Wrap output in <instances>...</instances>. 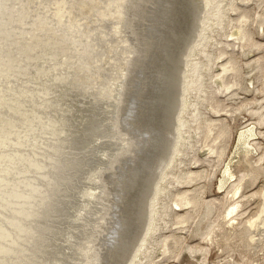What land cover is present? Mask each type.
Here are the masks:
<instances>
[{
    "label": "rangeland",
    "instance_id": "rangeland-1",
    "mask_svg": "<svg viewBox=\"0 0 264 264\" xmlns=\"http://www.w3.org/2000/svg\"><path fill=\"white\" fill-rule=\"evenodd\" d=\"M9 1L11 3L6 10L18 16L19 22L36 21L37 23L43 24L51 18L50 24L52 23V27L61 26L60 31H65L66 33L71 32L72 34L75 33V35L77 34L79 36L82 35L86 27L89 28V17H91L92 21L100 23L101 20L96 18V15L101 14L100 10H123V6H130V9L128 7L126 11V14L128 12V18L126 19L128 29L126 27V32L129 33V35L132 34V40L134 38L132 50H137V54L135 56L136 58H134L130 64L129 78L126 83L127 86L126 89L123 90V97L121 98L122 103L119 106L120 110L118 109L119 118L117 126L120 132H123L127 137L131 138L133 145L135 143L138 144L139 138L142 139L143 136H147L144 142V144H146L140 153H138L140 156H138L137 161L141 163L148 159L147 161L150 163L152 162V166L155 167L162 157V152L165 149L164 146H166L165 140L169 135L168 130L170 125L168 121L173 113L175 97L173 90L175 89L174 87L177 82L176 77L179 71L178 62L181 60L180 51L186 47L187 40L192 36L190 25H192L193 20L191 21V19L192 17L194 19L196 15L193 11L191 12V10H197L196 5L191 4L189 0ZM231 1L234 2L232 3ZM231 1H224L226 6H224L225 10H223V12L225 14H222V16L224 15L223 17L219 14L225 19L217 18V13H214L216 15L212 14L213 16H211L210 21L208 20L209 24H206L209 28L205 25V30L203 31L204 36L201 38V41L198 37L199 39L197 40L199 42L197 41L196 43V41H193L194 43H191L193 49L191 56L190 52H188V56L190 57L189 60L192 62H195L197 59L196 61L207 63L209 58L211 59V55H215L211 60L212 72L208 71L205 67V70H207L210 75H215L220 72L221 64L229 59L234 60L236 65L238 64L236 68L239 69H234L235 71L231 70L232 73L231 71L227 73L228 75L224 82L221 81L220 78H215L214 76V78L212 76L209 77V73L205 71L204 87H207L205 94L203 91L201 92L197 85H192L188 88L186 92L187 105L181 113L184 125H181L183 128L180 127L182 137L180 138L179 150H176L173 163L166 169V174H168L167 177L169 179L165 177L161 180V188L157 198L154 199V207L156 209L155 216L157 217L154 216L153 228L148 233L144 243L139 247L136 256L132 260L133 263L131 262L132 264H264V0H248L249 4L248 1L245 2V0ZM244 3L248 5H244ZM236 5H239L241 8L239 6L238 8ZM117 6H119L118 9H116ZM237 8L240 10L238 11ZM241 10L244 12L241 16L248 14V19L250 18L245 21L244 26L247 24L246 28L250 33L251 40L245 39L244 42L241 39L237 40L235 37L239 29L238 25H240L238 17L241 18V16H239ZM23 13L27 15L30 14L31 16L25 17ZM46 13H48V17H44ZM233 17H235L236 21ZM3 18L5 20V16H3ZM172 18L175 19L173 20ZM55 20L57 23L59 22V25L53 23L56 22ZM218 20L225 22H218ZM117 23L115 25L118 28V34L113 35L112 44L120 42V37L128 35L126 32H124L126 33L124 35L123 28L121 29L123 25L122 22ZM92 24L91 27L94 26ZM22 25L17 26L7 21L8 27L0 26V29H4L6 33V35L0 34V66H3L2 69L9 75H15L21 73L26 67H32L31 60L41 74L42 67L44 69L47 68L48 71L45 77L41 78L39 83H35L36 86L34 82H29L25 79H15L13 85L5 81L3 87L6 92L4 93L3 99L0 100V109L9 106L10 103L8 101L11 96L19 94V90H23L24 86L28 85L30 89L28 90L30 93L33 92L35 101L33 100L31 102L30 99L22 97L16 99V96H14V102H12L13 108L23 110V119L21 120L22 126L20 128L24 129V127H26V129H28L31 128L29 126L31 121H34L36 118H40L44 121L43 114L53 109L51 105H58V103H60L62 95L59 92L60 89L51 86L56 83L54 80L56 76H58V72L53 73L54 69L53 71L51 69L59 64L62 67L68 66L60 63V52L54 54L52 51H48V56L46 58V54L43 53L42 49L38 48L34 50L27 45L23 47L24 49L19 50L20 52H16L17 56L26 58L27 61H23L12 54L4 52L2 43H4V39L8 36L9 30L13 34H19L15 31H21L22 33L32 31L30 27H24ZM111 25L113 27L115 26L112 19L105 18L102 24L97 26L99 28L101 27L100 29L96 28V25L94 28L90 27L88 29V37L92 38V43L97 40L94 45L101 48L100 53L103 52L105 47L112 45L103 37H99L97 35L98 31H108L111 29ZM219 25H221L220 28L218 27ZM66 27L68 29H66ZM223 27L225 28L223 29ZM46 28H48V25H46ZM46 28L35 31L36 35H40L42 40L54 37V35L60 37L53 29L48 30ZM144 28H147L150 34L152 32V42H149L146 37H142V30H144ZM91 29L93 30L90 31ZM229 32L231 33L229 34ZM144 39H146V43ZM37 41V39H34L31 43H37ZM59 41L62 42V40ZM73 42L74 41H72V43ZM202 42H205L204 45ZM68 43L69 42L64 39V45L58 44H60L62 48H67ZM240 43L243 44L241 45ZM73 44L76 45V42ZM191 45L188 47V50L191 49ZM198 45L200 48L202 46V48L198 49ZM221 48L222 50H220ZM223 48L225 51L227 50L225 53H228V55L226 54L225 57L219 59L221 56L225 55ZM204 51L210 54V56H207V54L205 55ZM115 53L116 50H114L111 56L107 55L109 61L106 62L105 67L104 64H102L103 66L99 71L106 72V68L112 64V58L117 57L114 56ZM219 53L221 55H219ZM73 56L69 60L71 63H78L77 67H75L77 73L88 74V67L91 65H88L87 60L80 62V60H78L80 57L77 52H74ZM107 56H105V58ZM75 69L71 72L74 75ZM15 71H18V73ZM109 74L110 73L106 72L103 78L106 79L109 76L117 77L120 75V72H115V75ZM191 76H194L193 72ZM209 80H211V82ZM214 82L217 83L215 84ZM225 83H228L231 88H225ZM60 84L61 83H59V85ZM218 84H220V87ZM204 87L203 89H205ZM20 101L25 105L28 101L31 106V112L24 109ZM124 106H126V108ZM214 107L217 109L220 108V111ZM216 110L220 113L218 114ZM195 112H197V114ZM202 114L204 116H202ZM13 115L14 111L11 110L7 117H12ZM1 116L0 114V118ZM205 117L207 118L206 120L209 119V123L212 120L215 122L208 124ZM217 117L218 122L216 123L217 120L215 119ZM124 118H126V126ZM219 122L221 123L217 126ZM211 125L214 126L215 132ZM207 128L209 130L211 128V130L209 131ZM250 128L252 131H248L246 135H242V132H247ZM222 129L226 131L224 136L221 134ZM22 131L19 132V135L22 134ZM189 135L190 137H188ZM9 136L10 133L4 134L3 138L0 135V159L7 157V155H10L17 149L16 146L15 148H12L11 145L5 146V140ZM11 136L14 137L12 134ZM216 137H219V141H216L215 144L214 138ZM207 138L208 141H206ZM8 141L9 143L13 142V140L9 139ZM211 141H213L214 144H212ZM209 144H212L210 145L212 148H216L214 151L215 153H210L209 148L211 147ZM149 150H151V153L149 152L148 154ZM218 152L223 155H217ZM142 155L146 158H143ZM134 159L136 160V158ZM124 166L125 163L123 167ZM123 167L122 162H117L114 164V169H112L110 173L102 172V183L106 188V193L99 197L100 201H108L109 198L111 199L112 194H116V191L120 190V184L123 186L122 183L125 182L126 174L129 172L126 171V166V169L123 171ZM204 170H206V172ZM190 171H198L203 177L198 175L199 179H195V182L192 181L190 183L187 181ZM5 173L10 174L6 166L1 164L0 178H2ZM182 179L184 181H180ZM140 180L141 179H136L130 184L127 182L126 189H124V186L121 187L127 194H125L123 198L126 204L123 201L120 203L123 210L124 221L128 225L127 230L129 234L127 232V236L121 237V241H119L120 244L117 250H122L123 256L119 251L120 255L117 253V258H115L116 260L114 261L115 264H123L125 260L128 259L129 253L131 252L130 250L133 248V241L137 237L136 234L140 231L138 228L135 229L133 220L135 223L137 222L135 221L136 218L132 216L135 214L133 210H135L138 201L143 200L140 198L141 195L144 194L145 196L146 192H149L152 187V182L148 187L144 185L147 183V177L145 178L146 181H143V179ZM8 182L9 181H7L4 187L10 190L11 184H8ZM182 184H185V186H182ZM198 187H200V189L202 188L200 193H203L200 194L201 199L199 205H197L198 207L195 206V209L191 207V210L190 207L185 206L182 208L175 204L174 199L180 192L182 193L184 190H189L190 192L188 191V193L192 194L194 192H192V190ZM146 189H149V191H145ZM129 193H132L130 197L128 196ZM1 207L3 206L0 205V208ZM16 208H18L17 205L5 206V208L2 209L5 215L0 214V217L7 219L11 215L10 213L14 212ZM188 208L191 210V214L183 219L182 217L189 211ZM177 216H179V218L182 216L181 218L183 220L181 221ZM177 221H180V223H177ZM131 226L134 227V229ZM164 238L168 240L166 241ZM110 247L111 250L115 247V243ZM165 247H167L168 250L166 254H164L165 252L163 251ZM151 250H153V252ZM147 252L150 254H147ZM112 253L110 254L111 257L113 256ZM124 256L125 259L123 258ZM120 258H123L124 261Z\"/></svg>",
    "mask_w": 264,
    "mask_h": 264
},
{
    "label": "bare ground",
    "instance_id": "bare-ground-1",
    "mask_svg": "<svg viewBox=\"0 0 264 264\" xmlns=\"http://www.w3.org/2000/svg\"><path fill=\"white\" fill-rule=\"evenodd\" d=\"M189 1L191 4H195L197 7V10H191V12L193 11L196 15L194 16V19L191 16V21L193 20V23L190 22L192 23V25H190L192 36L190 38L188 37L189 39L187 38V43L185 42L186 47L182 51H180L181 60L178 62L179 71L176 77L177 82L174 87L175 89L173 90V92L175 93L173 113L168 121L170 125V128L168 130L169 135L165 140L166 146H164L165 149L162 152V157L159 159L158 164L154 167L152 166V162L150 163L147 161L148 159H146V161H142L141 163L140 161H137L138 156H140V154L138 155V153H140V151L145 146L146 143L144 144V142L147 139V136H143L142 139L139 138L138 144L135 143L133 145L131 138L127 137L123 132H120L117 126L119 118L118 109L122 103L121 98L123 97V90H125L127 86L126 83L129 78L130 64L132 60L136 58L135 56L137 54V50H132V43L134 44V38L132 40V34L129 35V33L126 32L128 29L126 25L128 12L126 14V11L128 10V7L130 9V6H123V10H100L101 14L96 15V18L98 20H101L100 23L92 21L91 17H89V28L91 27L92 22V25H96L95 27L99 28L97 26H100L102 24L103 19L111 18L114 25L117 22H122L123 25L121 29L123 28V33L126 32L128 34L125 35L126 33H124L125 36L120 37V42L112 44L111 42H113V35L118 34V28L116 25L114 27L111 25L112 27L110 26L111 29L108 30L109 32L107 30L105 32L101 30L98 31L97 35L99 37H103L112 45H108L107 47H105L103 52L100 53L101 48L94 45L97 40L92 43V38L88 37L89 28L86 27L87 23L85 25L86 29L84 28L85 30H83L82 35L80 36L77 34L75 35V33L72 34L71 32L66 33L65 31H60L61 26L52 27V23L50 24L51 18H49V20L43 24L37 23L36 21H20V23L18 20V16L12 14L9 10H6L9 8L11 2L9 0H0V26H7L8 21L9 23L17 26L23 24L22 26L30 27V29L32 30L27 31L26 33L15 31L19 34H13L8 28V36H6V38L4 39V43H2L4 52L12 54L15 57L22 59L23 61H27L26 58L17 56L16 52H20L19 50L24 49L23 47H26L28 45L34 50L38 48L42 49L43 53L46 54V58L48 56V51H52V53L54 54H58V52H60V63L68 66L62 67L59 64L51 69L52 71L54 69L53 73L58 72V76H56V79L54 80L56 83L52 84L51 86L60 89L59 92L62 95L60 98V103H58V105H51L53 109H50L43 114L44 121L40 118H36L34 119V121L30 122L29 126L31 128H20L22 126L21 120L23 119V110L13 108L12 102H14V96H16V99H20L22 97L30 99L31 102L34 100L33 92L30 93L28 85L24 86L23 90H19V94L11 96L10 100L8 101L10 103L9 106L0 109V114L2 115L0 118V135L2 136V138L4 137V134L10 133V136L11 134L14 135V137L9 136L8 138H6L4 144L5 146L11 145L12 148H15V146L17 147L16 150L13 149L14 152H12L10 155H7V157L0 159V168L1 164H4V166H6L7 170L10 173H5V175L0 178V205L3 206L0 208V214L5 215L2 212V209L5 208V206H18V208H16L14 212L10 213L11 215L7 219H3L2 217H0V264H115L114 261L116 260L115 258H117V253L119 255L120 253H122V250H119L120 253L117 250L120 244L119 241H121V237L127 236L126 233L128 232V225L124 221V215L122 212L123 210L121 208V203L126 194V192H124L123 190L126 189V185L128 183H133L136 179H143L144 181L147 177V183H145L144 185L148 187L152 182L151 190L149 191V189H146L145 191L149 192H146L145 196L144 194L141 195L140 198L143 200L138 201L135 210H133L135 211V214L132 215L136 218L135 221L137 222L135 223L133 220L135 229L138 228L140 231H137V237L133 241L132 245L133 248L130 250L131 252L129 253L130 255L128 259L126 258L127 260H125L123 264L133 263L132 260L136 256L139 247L144 243V240L146 239L148 233L153 228V219L156 215L154 199L157 198L158 192L161 188V180L167 177L168 174H166V169L171 165V163H173L175 158L174 153L176 152V150H179V144L181 141L180 138L182 137L180 127L184 125V120L181 117V113L184 111L187 105L186 92L190 86L197 85V87L200 88L201 92L203 91L205 94V90L207 89V87H204L206 76L205 71H207L205 70V67L208 69V71L212 72L211 60L215 55H211L212 57L211 59L209 58L207 63L196 61L197 59L195 60V62H192L189 60L190 57L188 56V52H190L191 56L193 49L191 43L193 41H196L197 43V39L199 38L201 41V38H203L204 36L203 31L205 30V25L207 23L209 24L208 20L210 21L211 16H213L212 14L217 13V18H222L224 16H222V14L224 13L223 10H225L224 6H226L224 4L225 0ZM246 1L248 0H245V2ZM246 4L247 3H244V5ZM236 6L238 7L239 5ZM118 8L119 6L116 7V9ZM238 8L237 10L239 11L240 9ZM241 12L242 10L240 11V15L238 13L237 14L239 16H241V14H244V12ZM23 15L25 17L31 16L30 14L27 15L25 13H23ZM247 15H243L241 16V18L238 17V20H240V25H238L239 29L237 30L236 27V30L238 32L235 37L237 40L241 39L243 42L245 39L251 40L250 33L246 28L247 24L246 26H244L245 21H247L248 19ZM3 16H5L6 21L4 20ZM44 17H48V13H46ZM233 18L235 19V17ZM221 21L222 20H218V22ZM53 23L59 25V22L57 23V21ZM46 25H48V28H46ZM94 26H92L91 28H94ZM206 26L209 28L208 25ZM220 26L221 25H219L218 27L220 28ZM44 28L48 30L53 29V31H56L60 37L54 35V37H49L42 40L41 36L36 35L35 31ZM224 28L225 27H223V29ZM66 29L68 28L66 27ZM92 30L93 29H91L90 31ZM231 32H229V34ZM0 34L6 35L4 29H0ZM142 35V37H146L149 42H152L151 37L153 38V34L152 32L150 34L147 28H144V30H142ZM34 39L38 40L37 43H31V41ZM64 39L65 41L69 42L67 48L61 47V45H64ZM146 39H144L145 43ZM59 40H62V42ZM72 41L76 42V45L73 44L74 42L72 43ZM58 43H60L61 45ZM190 45L191 49L188 50V47ZM199 48L200 47L198 45V49ZM114 50H116L114 56L117 57L112 58V64L109 65L110 68H106V72L110 73L109 75H115V72H120V75H118L119 77L112 76L113 78L108 75L109 77L105 79L103 78V76L104 74H106V72H101L99 71V69L102 68V64H104V67L106 66V62L109 61L108 56H111L114 53ZM220 50H222V48ZM223 51L224 53L227 52V50L225 51L224 48ZM74 52H77V54L79 55L80 58L78 60H80V62H83V60H87L88 65H91L90 67L87 66L89 68L87 72L88 74L77 73L75 67H77L78 63H71V61L69 60L73 56ZM204 54H207L206 51H204ZM226 54L228 55V53H225V55L218 58L221 59L225 57ZM208 55L210 56V54H207V56ZM219 55L221 54L219 53ZM105 56L107 57L105 58ZM30 62L32 67H26L21 73L15 71L18 73L15 75H9L2 69L3 66H0V100L3 99L4 93L6 92L3 87L5 81H8L10 85H13L15 79H25L29 82H34L35 85V83H39L41 81V78L45 77L48 69H44L42 67L41 74L36 65L31 60ZM237 65L234 60L229 59L226 62L222 63L221 66L218 65L221 67V71L216 73L215 75H210V73L208 71L207 72L209 73V77L214 76L215 78H220L221 81L224 82L226 76L228 75L227 73H230L231 70L237 69ZM73 69H75V75L71 73ZM190 72H193V75L195 77L191 76ZM211 80L209 81L211 82ZM59 83L61 84L59 85ZM220 84H218L219 87ZM225 84V88L230 87L228 83ZM203 87L205 89H203ZM20 104L23 105L24 109L31 112V106L29 105L28 101L26 102V105L21 103V101ZM124 107L126 108V106ZM218 109L220 111V108ZM11 110L14 111V115L12 117H7ZM219 111H217L218 114L220 113ZM195 113L197 114V112ZM202 116L204 115L202 114ZM124 119V123L126 126V118ZM206 119L207 118L205 117V120ZM217 119L218 117L215 120ZM208 120H206L208 124L215 122L214 120H212L209 123ZM217 122L218 120L216 121V123ZM220 123L221 122H219L217 126H219ZM212 127L214 130V126ZM20 131H22L21 135H19ZM248 131H252V129L250 128L249 130H247V132L244 133L242 132V135H246ZM221 134L222 136H224V134H226V131L222 129ZM188 137H190V135ZM216 138H214L215 144L216 141H219V137L217 138L218 140ZM8 139L13 140V142L9 143ZM206 141H208V138L206 139ZM211 143L214 144L213 141H211ZM212 144H209V146ZM215 149L212 147L209 148L210 153L214 152ZM149 152L151 153V150L148 151V154ZM217 155L221 156L223 154H219L218 152ZM134 158H136V160ZM117 162H122V167L125 163L127 169L124 166L125 168L123 167V171L124 169H126V171H129L126 174L125 182L122 183L125 188H121L123 186L118 182L120 186L118 184L116 185L119 186L120 190H117L116 194L111 193V199L109 198L108 201L102 202L99 200V197L102 194L106 193V188L102 183V172L104 171L110 173L112 169H114V164ZM204 171L206 172V170ZM199 173L200 172L198 171H190V174H188L189 178L187 177V181L190 183L192 181L195 182V179H199L198 175H201ZM167 179L169 178L167 177ZM7 181H9L8 184H11L10 190L5 189L4 187ZM180 181L184 180L182 179ZM183 185L185 186V184H182V186ZM201 189L200 187L193 190L190 189L192 190V192L194 191L192 194L188 193L189 190H184L182 193L180 192V194H178L174 199L175 204L181 206L182 208L186 206L190 207V209L191 207H194L195 209V206L199 205L201 199L200 194H203L200 193ZM130 194L132 195V193H129V197ZM190 209L189 211L185 210L187 211L186 214L183 217L181 216L183 219L187 218V216L191 214L190 211L192 209ZM177 217L181 221L183 220L181 217ZM177 223H180V221H177ZM132 228L134 229V227ZM167 240L168 239H166V241ZM114 243L115 247L110 250V246H113ZM165 248L164 250L162 249L165 252H163L164 254L168 252L167 247ZM151 251L153 252V250ZM111 253L113 254L112 257L110 256ZM148 253L149 252H147V254ZM125 256L123 257L124 259ZM123 258L120 259L123 260Z\"/></svg>",
    "mask_w": 264,
    "mask_h": 264
}]
</instances>
